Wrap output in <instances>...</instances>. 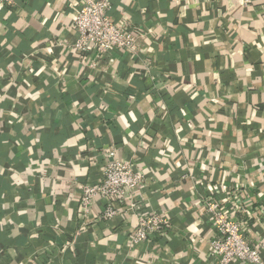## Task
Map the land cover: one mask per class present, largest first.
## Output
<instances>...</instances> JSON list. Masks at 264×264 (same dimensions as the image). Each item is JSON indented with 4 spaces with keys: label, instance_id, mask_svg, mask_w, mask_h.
Wrapping results in <instances>:
<instances>
[{
    "label": "crops",
    "instance_id": "crops-1",
    "mask_svg": "<svg viewBox=\"0 0 264 264\" xmlns=\"http://www.w3.org/2000/svg\"><path fill=\"white\" fill-rule=\"evenodd\" d=\"M16 1L0 5V264H218L203 207L238 192L264 259V0H112L149 50L100 62L72 50L83 0ZM111 145L144 176L140 210L81 216ZM152 213L166 233L134 241Z\"/></svg>",
    "mask_w": 264,
    "mask_h": 264
},
{
    "label": "built area",
    "instance_id": "built-area-1",
    "mask_svg": "<svg viewBox=\"0 0 264 264\" xmlns=\"http://www.w3.org/2000/svg\"><path fill=\"white\" fill-rule=\"evenodd\" d=\"M245 5L254 0H242ZM112 0H83L77 11L74 28L78 34L73 51L82 60L97 62L108 59L114 51L138 56L146 54L149 47L141 45L144 33L131 29L125 23L114 20L111 16ZM16 0H0V5L13 9ZM102 178L96 184L80 185L81 200L79 214H92L94 205L105 201L102 218L113 219L123 212H139L140 193L145 185L144 176L135 171L130 163L117 159L116 147L111 145L104 151ZM229 209L224 203L208 199L204 211L214 221L215 237L211 241V253L218 264H264L261 248L247 234L244 212L246 194L238 192ZM169 225L165 216L150 214L139 221L138 229L133 233L134 241H143L152 233H166Z\"/></svg>",
    "mask_w": 264,
    "mask_h": 264
}]
</instances>
